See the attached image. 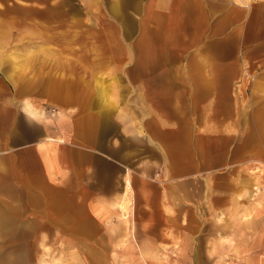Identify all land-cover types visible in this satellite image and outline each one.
<instances>
[{"label":"rangeland","instance_id":"374dc122","mask_svg":"<svg viewBox=\"0 0 264 264\" xmlns=\"http://www.w3.org/2000/svg\"><path fill=\"white\" fill-rule=\"evenodd\" d=\"M185 1L173 0L170 11L162 12L161 41L192 37L190 26L181 29ZM223 2L224 17L234 9L245 8L250 14L242 16L240 10V18L245 19L239 27L224 23L223 44L211 48L224 59L217 89L191 95L190 123L165 126L171 130L170 165L178 166L179 148L191 159L193 214L191 222H185L189 229L161 215L151 222L138 220L142 215L135 214V199L125 197L123 211L119 203L124 199H118L101 228L89 223L98 237H77L63 229L66 223L54 220L45 199L33 198L26 184L4 175L0 177V220L9 219L0 226V264H41L43 259L47 264H264V250L249 249L264 231V118L259 116H264V0ZM150 4L151 0H0V128L7 129L18 113L27 117L23 106L27 101L54 123L73 117L81 120L90 112L95 114L93 127L101 143L112 140L115 160L134 168L156 157L165 165L163 154L168 153L160 145L166 143L137 137V133L144 135V127L132 120L136 110L120 107L125 106L120 97L134 103L136 95H109L104 89L102 95L70 92L77 83L73 43L79 17L86 15V22L95 26L106 21L115 28L127 25L134 32L139 22H148ZM104 6L112 12H103ZM65 90L72 94L69 100L64 98ZM121 120L128 121L131 135L121 132ZM153 128L160 138L162 127ZM121 148L127 157L120 156L121 152L126 156ZM236 178L251 180V197L239 198L236 189L232 195Z\"/></svg>","mask_w":264,"mask_h":264},{"label":"crops","instance_id":"0c3cea01","mask_svg":"<svg viewBox=\"0 0 264 264\" xmlns=\"http://www.w3.org/2000/svg\"><path fill=\"white\" fill-rule=\"evenodd\" d=\"M172 1L151 0L147 10L148 22H139L134 32L127 25L115 28L106 21L102 26H95L86 22V15L79 17L73 43L78 61L73 76L77 83L69 89L78 94L102 95L105 90L109 95H136L134 103H130L127 96L120 97L125 108L123 104L120 107L136 110L132 120L144 127V135L137 133V137L147 142L166 143L160 145L161 150L168 153L163 154L165 165L156 157L146 159L142 162L145 165L134 168L127 162L115 160L117 154L112 149V140L107 143L105 138V144L101 143V136L93 127L95 114L90 112L81 120L73 117L63 123H54L27 101L23 105L27 117L18 113L7 129L0 128V177L9 176L15 183L22 181L26 184L27 192L33 198L45 199L54 220L66 223L63 229L74 231L77 237H98L89 223L100 227V223L109 221L112 216L110 208L118 199H124L119 203L123 211L125 197L135 199V214L142 215L138 220L151 222L161 215L169 223L180 222L183 229H189L185 222H191L193 214L191 159L190 156L186 159V153H182L184 150L178 145L180 162L178 166L170 165L172 149L168 136L171 130L165 126L190 123L191 95L207 94L217 89L224 59L211 48L223 44L224 23L239 27L245 19L240 18V10L242 16L250 13L245 8L234 9L224 17V0H187L180 28L187 31L190 26L192 37L189 40L185 36L184 40L161 41V14L170 11ZM103 12L111 13L112 10L104 6ZM70 92L65 90L66 100L71 98ZM207 106L205 104L203 108ZM123 115L120 112V116ZM259 116L264 118L261 113ZM127 123L121 120V132L126 136L131 135ZM153 126L162 127L160 138L155 136L157 132ZM177 138L184 141L180 133ZM122 142L123 139L120 144ZM120 150L126 153L124 156L121 152V157L128 156L127 151ZM238 180L242 185L240 189ZM249 180L237 179L236 182L232 179L236 182L231 185L232 195L236 189L239 198L248 194L251 197L248 189L252 182L248 184ZM207 191L208 188L203 198H207ZM8 219L0 220V226ZM103 230L105 236L107 228ZM256 238L259 240L249 249L260 252L264 250V231H260ZM192 251L200 252L198 248ZM183 253L187 251L183 250Z\"/></svg>","mask_w":264,"mask_h":264},{"label":"bare ground","instance_id":"6f19581e","mask_svg":"<svg viewBox=\"0 0 264 264\" xmlns=\"http://www.w3.org/2000/svg\"><path fill=\"white\" fill-rule=\"evenodd\" d=\"M249 195V194H248ZM123 206V205H122ZM47 249V251L49 250V248H46ZM41 264H47L46 263V261L43 259V260H41Z\"/></svg>","mask_w":264,"mask_h":264}]
</instances>
